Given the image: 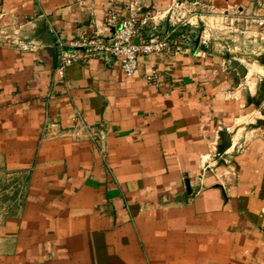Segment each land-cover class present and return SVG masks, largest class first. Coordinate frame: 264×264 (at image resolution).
Segmentation results:
<instances>
[{"label": "crops", "instance_id": "crops-1", "mask_svg": "<svg viewBox=\"0 0 264 264\" xmlns=\"http://www.w3.org/2000/svg\"><path fill=\"white\" fill-rule=\"evenodd\" d=\"M133 5L169 54L133 77L100 58L57 72L58 37H110ZM263 16L264 0H0V264H264Z\"/></svg>", "mask_w": 264, "mask_h": 264}, {"label": "built area", "instance_id": "built-area-1", "mask_svg": "<svg viewBox=\"0 0 264 264\" xmlns=\"http://www.w3.org/2000/svg\"><path fill=\"white\" fill-rule=\"evenodd\" d=\"M182 6V2H176L168 12L169 22L174 26L175 31L186 26L187 20L181 19L174 11V8ZM159 15L144 17L143 10L138 5L128 6L124 9L112 8L108 13V24L112 28L110 37H101L98 34L83 33L78 38L66 41L62 36L57 38L58 67L57 72L67 77L68 68L74 64L88 63L93 58L103 60H115L119 64L120 72L128 77L136 76L140 70L141 62L145 57L155 59L161 58L170 53V37L162 38L159 35L158 25L153 26L154 33L148 40H142L140 30L142 25L148 21H155ZM258 26L264 30V16L258 19ZM182 44H178L176 50L181 52ZM150 70L144 78L147 82L158 81L159 72L153 61L150 63ZM83 125V120L78 113L74 118L73 131L78 132Z\"/></svg>", "mask_w": 264, "mask_h": 264}, {"label": "rangeland", "instance_id": "rangeland-1", "mask_svg": "<svg viewBox=\"0 0 264 264\" xmlns=\"http://www.w3.org/2000/svg\"><path fill=\"white\" fill-rule=\"evenodd\" d=\"M179 4H176V7L174 8V11L176 10L179 15V17L183 20L189 19V10H190V5L187 3H183L182 6H178ZM170 16V15H169ZM150 17V16H148ZM155 22V21H153ZM10 196V195H9Z\"/></svg>", "mask_w": 264, "mask_h": 264}]
</instances>
